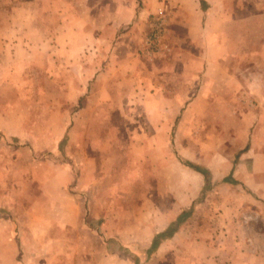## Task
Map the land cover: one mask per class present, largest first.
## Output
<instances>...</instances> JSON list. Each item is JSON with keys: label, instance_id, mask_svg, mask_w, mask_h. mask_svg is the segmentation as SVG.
Here are the masks:
<instances>
[{"label": "rangeland", "instance_id": "obj_1", "mask_svg": "<svg viewBox=\"0 0 264 264\" xmlns=\"http://www.w3.org/2000/svg\"><path fill=\"white\" fill-rule=\"evenodd\" d=\"M66 1L0 0L22 7L11 14L25 17L29 35L27 53H0V190H12L10 218L35 231L63 222L73 247L104 244L101 264H264V85L248 81L262 68L243 52L216 60L204 36L186 45L167 0L157 3L166 22L152 55L145 41L159 10L134 30L138 19H95L101 5ZM135 7L126 4L125 16ZM186 162L211 174L204 193ZM183 208L189 215L150 251L170 225L161 220Z\"/></svg>", "mask_w": 264, "mask_h": 264}, {"label": "crops", "instance_id": "obj_2", "mask_svg": "<svg viewBox=\"0 0 264 264\" xmlns=\"http://www.w3.org/2000/svg\"><path fill=\"white\" fill-rule=\"evenodd\" d=\"M4 2L7 4L10 0H4ZM81 2L101 5L100 8H93L92 10L101 12L102 14L101 16L92 17L95 19L108 21H120L127 18L138 19L134 25V30L136 27H143L146 17L152 13V11L150 12L151 9L153 12L160 9L158 7L159 4H157L159 0H68L64 3L75 5ZM167 2L172 9L169 24H171L174 30L177 31L179 29L177 31L179 35L183 31V35L187 38L185 39L186 45L190 46V43H197L199 37L204 36L210 38L213 42V50L211 52L219 53L220 57L217 56L216 60L222 57L221 53L223 51L226 53H246L247 60L252 63L251 68H262L260 77L254 72V79L251 78L248 81H251L252 85H264V0H167ZM135 3L140 4V7L138 9L137 7L132 8L129 16H125L122 8L126 4L134 5ZM147 5L152 6L146 7ZM20 9L0 7V53H3L5 58H9L13 50L21 53H27L29 50V42L25 41L29 35L23 27V22L26 19L21 13L17 17L11 14V11L17 12ZM69 10V12H72L74 8L70 7ZM58 13L60 14V12ZM73 15L71 19H77V16ZM110 25H107V28H110ZM106 30H104L100 37L102 46L104 42L106 43ZM61 33L62 31L59 32V35ZM98 35L100 34L95 33V36L87 34L85 40L88 39L90 41V39L92 40L93 37H98ZM222 36L235 37L233 41L231 40L229 46L225 41L224 43L222 42ZM70 42L72 45V39H70ZM62 45L60 42L56 47H62ZM73 45L76 47L78 43H74ZM204 47L206 50L207 44ZM69 49H71L70 51L74 50L72 48ZM200 50L198 49V51ZM262 91L264 92L263 88ZM258 97L264 99L261 93ZM158 112L160 113L159 115H163V112H168V110L157 108L156 114ZM3 115H5V111L0 113V131L8 135L6 132L8 131L7 125H5V121L2 118ZM166 169L167 166L163 170L165 171ZM11 192L12 190L5 192L0 190V264H67L68 262L69 264H73L75 262L71 261L75 260L81 261L82 264H101V259H108L109 253H107L104 244L101 245L100 250L94 247L92 249L89 246L82 249L84 248L82 243L78 249L77 244L76 247H73L69 243L66 225L62 224L63 222H54L55 230L52 229V226L46 224L45 221L38 222L40 226L37 224V231L34 230L31 223L24 225L22 222H18L22 221L19 218L15 222L14 218H10L12 217V213L15 212ZM188 207L189 205L187 209ZM187 209L183 208L170 216H165V219L161 220L162 229L166 228L176 218L186 212L184 210ZM103 226H105L104 223H102ZM50 228L52 229L51 231H49ZM158 232L159 230L154 234H158ZM79 234V231H77L76 237H80ZM59 245L72 246V255H59ZM216 250L221 255L223 253H225L224 255H229V250L227 252L219 248ZM75 251H77V255H75Z\"/></svg>", "mask_w": 264, "mask_h": 264}, {"label": "trees", "instance_id": "obj_3", "mask_svg": "<svg viewBox=\"0 0 264 264\" xmlns=\"http://www.w3.org/2000/svg\"><path fill=\"white\" fill-rule=\"evenodd\" d=\"M202 1V0H201ZM185 166L193 169L194 171L198 172L199 174H201L203 176L204 179V187H203V191L201 192L204 193L210 186H211V174L209 173V171L205 168H201V167H196L194 165H192L191 163H183ZM233 182V179L231 177V175H229L228 177H226L225 179H223V182ZM189 215V212H184L182 215H180L176 222L170 224L166 230H164L163 232L159 233L155 239L153 240L152 244H151V250H154L157 246H158V241L159 239H163L165 237H170L174 234V232L176 231L178 225L180 224V222L183 220L184 216Z\"/></svg>", "mask_w": 264, "mask_h": 264}, {"label": "built area", "instance_id": "obj_4", "mask_svg": "<svg viewBox=\"0 0 264 264\" xmlns=\"http://www.w3.org/2000/svg\"><path fill=\"white\" fill-rule=\"evenodd\" d=\"M165 16L163 12L159 11L154 15L153 22L151 24L150 32L145 41V54H157L161 51L160 41L165 28Z\"/></svg>", "mask_w": 264, "mask_h": 264}]
</instances>
